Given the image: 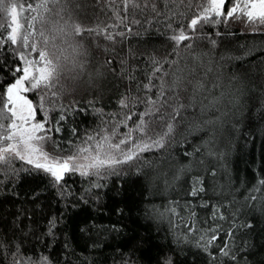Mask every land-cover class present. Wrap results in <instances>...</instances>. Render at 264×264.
Wrapping results in <instances>:
<instances>
[{"label": "snow or ice", "instance_id": "obj_1", "mask_svg": "<svg viewBox=\"0 0 264 264\" xmlns=\"http://www.w3.org/2000/svg\"><path fill=\"white\" fill-rule=\"evenodd\" d=\"M236 22L253 34H264V0H0V185L18 178L21 171L43 173L61 199L73 196L87 203V195L107 187L106 181L114 176L136 175L145 194L167 191L187 177L185 195L191 200L183 205L179 200L150 204L146 215L166 219L177 246L192 245L205 255V264H238L240 249L233 250L236 213L225 212L238 198L232 190L233 198L227 204H210L204 199L207 193L222 195L223 191L210 189L205 173L215 177L216 168L210 161L226 155L218 132L227 123L226 117L235 114L232 109L239 110L242 97L255 88L257 80L264 95V47L218 59L201 48L205 42V47H217L212 34L204 32L206 27L218 29ZM151 29L166 37L168 52L162 58L155 54L142 57L143 68L129 65L128 57L135 59V54L129 48L120 56L117 45L123 51L130 37ZM94 50L105 53L103 59ZM224 59H249L254 71L225 73L220 63ZM110 76L126 81L114 110L95 107L94 97L87 103L99 125L83 133L71 128L69 137L75 140L56 139L64 134L69 116L88 110L75 97L62 102L64 96L81 89L89 93L102 90ZM196 132L206 133V138L200 137L201 145L183 152L188 161L173 163L168 150L180 142L177 136L187 142V135ZM65 144L68 147H62ZM193 159L203 166V172L193 168ZM72 175L89 182L83 193L69 189L66 177ZM262 197L264 178L239 199L255 207L253 202ZM193 202L207 208L213 222H233L222 235V224L205 228L202 224L207 221L197 219ZM56 227L53 216L47 223V235H54ZM158 261L174 264L163 252ZM0 264L55 262L35 247L25 250L23 241L0 238Z\"/></svg>", "mask_w": 264, "mask_h": 264}, {"label": "trees", "instance_id": "obj_2", "mask_svg": "<svg viewBox=\"0 0 264 264\" xmlns=\"http://www.w3.org/2000/svg\"><path fill=\"white\" fill-rule=\"evenodd\" d=\"M216 31L220 34L215 35ZM204 32L212 34L217 47H205V42L201 48L211 51L217 59L248 48L264 47V34H253L239 22L220 25L218 29L206 27ZM120 47L117 45L120 56H124L129 48L135 54V59L128 57L129 65L140 64L143 68L145 65L141 63V58L150 54L162 58L169 50V42L160 31L151 29L130 37L124 43L123 51ZM93 54L98 59H103L105 55L99 50H94ZM249 59L255 60V57ZM249 59H224L220 63L224 65L222 70L225 73L245 74L254 71ZM125 83L110 76L102 90L89 93L81 89L72 96L65 95L62 102L69 103L75 97L88 110L69 116L64 134L55 138L75 140V137H69L71 128H77L78 133L96 128L100 120L87 101L95 97L94 106L110 112L116 106V96L125 90ZM255 83V88L242 97L239 110L232 109L235 114L226 117L227 123L218 132V140L226 155L221 160L210 161L211 166L216 168V176L205 173L210 189L215 188L217 193L223 191L220 195L210 190L204 197L210 204H227L233 198L232 190L238 198L236 204H228L225 209L226 214L236 213L233 217L237 225L233 250L240 249L237 252L238 264H264V197L253 202L255 207L247 206L243 199H239L241 193L264 178V95L260 92L258 80ZM202 136L206 138V133L187 135L185 142L184 136L178 135L180 142L174 143L168 150L172 162L188 161L190 158L184 157L183 152L200 146ZM47 147L51 150L50 144ZM196 156L198 158L199 154ZM16 166H20L19 162ZM197 167L199 171H204L203 166H197L193 159V168ZM66 179L73 192L83 193V189L89 186V182L78 175ZM106 183L107 187L94 189L93 194L87 195L88 202L85 203L73 196L61 199L43 173L21 171L18 178L6 180L0 185V238L23 241L25 250L35 247L38 252L49 254L55 264H124L125 260H130V264H159L158 257L162 252L170 255L174 264H205V255L192 245L177 246L172 226L166 219L154 220L146 215L150 204L160 206L170 200H179L183 205L191 200L185 195L189 187L187 177L177 181L167 191L152 190L148 194H145L140 178L132 173L119 178L114 176ZM197 203L193 202L192 207L198 220L207 221L202 224L203 227L222 224V235L233 222H213L208 219L209 210L198 207ZM53 216L57 218V227L54 235H47V223ZM245 223L251 224V227H240ZM175 231L182 232V229L176 228Z\"/></svg>", "mask_w": 264, "mask_h": 264}]
</instances>
